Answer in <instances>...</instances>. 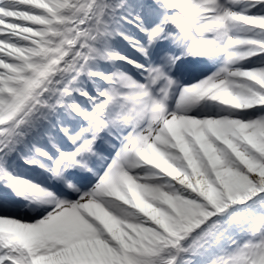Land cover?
I'll use <instances>...</instances> for the list:
<instances>
[{"label":"snow or ice","instance_id":"6c2138e0","mask_svg":"<svg viewBox=\"0 0 264 264\" xmlns=\"http://www.w3.org/2000/svg\"><path fill=\"white\" fill-rule=\"evenodd\" d=\"M0 264H264V0H0Z\"/></svg>","mask_w":264,"mask_h":264}]
</instances>
